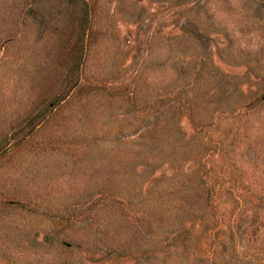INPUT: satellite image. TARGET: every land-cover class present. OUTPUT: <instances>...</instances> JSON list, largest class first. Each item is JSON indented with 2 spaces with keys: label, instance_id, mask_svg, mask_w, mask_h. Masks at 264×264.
<instances>
[{
  "label": "rangeland",
  "instance_id": "rangeland-1",
  "mask_svg": "<svg viewBox=\"0 0 264 264\" xmlns=\"http://www.w3.org/2000/svg\"><path fill=\"white\" fill-rule=\"evenodd\" d=\"M0 264H264V0H0Z\"/></svg>",
  "mask_w": 264,
  "mask_h": 264
}]
</instances>
